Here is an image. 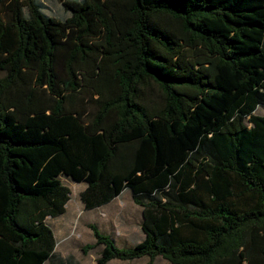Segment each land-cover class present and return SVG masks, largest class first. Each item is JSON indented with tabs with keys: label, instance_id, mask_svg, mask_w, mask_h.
Wrapping results in <instances>:
<instances>
[{
	"label": "trees",
	"instance_id": "1",
	"mask_svg": "<svg viewBox=\"0 0 264 264\" xmlns=\"http://www.w3.org/2000/svg\"><path fill=\"white\" fill-rule=\"evenodd\" d=\"M60 1L0 0V264H72L63 178L141 209L98 264H264V0Z\"/></svg>",
	"mask_w": 264,
	"mask_h": 264
},
{
	"label": "rangeland",
	"instance_id": "2",
	"mask_svg": "<svg viewBox=\"0 0 264 264\" xmlns=\"http://www.w3.org/2000/svg\"><path fill=\"white\" fill-rule=\"evenodd\" d=\"M39 1L46 15L62 19L69 16L60 0ZM255 114L264 116V106L258 107ZM63 179L72 192L67 214L59 219H49L57 232L59 255L66 258L72 256V264H98L104 246L97 244L92 226H96L102 234L122 245L118 246L119 248H132L143 240L144 235L140 228L141 209L134 204L129 191L123 192L112 204L87 212L80 198L86 184ZM90 246L92 248L89 249ZM150 262L148 257H143L129 261L112 260L107 264H149ZM152 264L170 263L160 257Z\"/></svg>",
	"mask_w": 264,
	"mask_h": 264
},
{
	"label": "crops",
	"instance_id": "3",
	"mask_svg": "<svg viewBox=\"0 0 264 264\" xmlns=\"http://www.w3.org/2000/svg\"><path fill=\"white\" fill-rule=\"evenodd\" d=\"M117 198H118V197H117ZM117 198H116V199H117ZM116 199H115V200H116ZM115 200H114V201H115ZM114 201H113V202H114ZM113 202H112V203H113ZM112 203H110V204H112ZM110 204H109V205H110ZM82 205H83V204H82ZM83 207H84V206H83ZM104 207H105V206H104ZM67 208H68V205H67V207H66V213H65L63 216H61L60 218L64 217V216L67 214ZM102 208H103V207H102ZM84 210H85V209H84ZM85 211H86V210H85ZM87 212H88V211H87ZM57 219H59V218H57ZM49 224H50V222H49ZM50 225H51V224H50ZM51 226H52V225H51ZM52 228H53V230H54V232H55V236H56L57 241H58V244H59V240H58V237H57V232H56V230L54 229L53 226H52ZM143 239H144V236H143ZM58 244H57V247H58ZM116 245H117V246H122V245H120V244H118V243H116ZM128 248H131V247H128ZM56 251H57V249H56ZM62 257H63V258H66V257H64V256H62Z\"/></svg>",
	"mask_w": 264,
	"mask_h": 264
}]
</instances>
